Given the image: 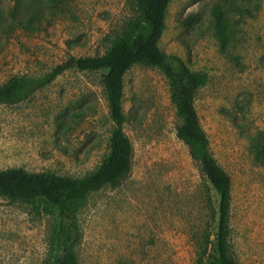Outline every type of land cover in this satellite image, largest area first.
Listing matches in <instances>:
<instances>
[{
    "label": "rangeland",
    "instance_id": "obj_1",
    "mask_svg": "<svg viewBox=\"0 0 264 264\" xmlns=\"http://www.w3.org/2000/svg\"><path fill=\"white\" fill-rule=\"evenodd\" d=\"M229 12L235 41L223 53L211 9ZM236 4L252 10L239 14ZM255 4L259 9L254 10ZM201 20L190 29L182 21ZM34 16L38 26L20 20ZM136 17L134 0H0V84L41 77L70 58L106 54ZM161 50L208 75L196 108L211 150L232 180L231 247L237 264H264V0H172ZM105 72L68 70L27 101L0 104V171L23 168L83 178L106 160L115 124ZM124 130L134 148L131 174L93 193L79 220V264H195L197 243L214 245L218 199L188 147L170 82L158 68L126 74ZM53 215L0 198V264H48ZM216 255L213 246L205 261Z\"/></svg>",
    "mask_w": 264,
    "mask_h": 264
},
{
    "label": "trees",
    "instance_id": "obj_2",
    "mask_svg": "<svg viewBox=\"0 0 264 264\" xmlns=\"http://www.w3.org/2000/svg\"><path fill=\"white\" fill-rule=\"evenodd\" d=\"M171 2L134 0L136 17L127 23L110 50L102 56L72 57L41 77L16 76L0 84V104L14 106L27 101L68 70L105 72L104 85L115 129L110 152L96 172L83 178H72L30 173L23 168L0 171V198L31 203L37 212L54 216L55 229L51 238L53 257L48 264H79L77 247L83 239L80 212L93 193L107 186L119 187L132 172L134 148L124 130L127 119L123 101L125 76L136 64L160 69L170 82L171 100L182 121L176 128L177 137L188 147L191 158L200 166L218 199L214 245L209 235L199 241L195 264H206L205 258L212 246L216 255L210 264H237L230 242L232 180L215 158L196 108L197 94L207 85L208 75L193 71L185 61L168 56L160 48ZM236 7L239 14L252 16V10L245 5L236 4ZM253 9L257 11L259 4H255ZM228 14L221 3H215L211 9L210 21L223 53H229L228 49L236 37ZM200 20L201 14L193 13L182 24L190 29ZM37 21L31 16L20 20V23L26 29H33L38 26ZM253 149L259 164L264 166V143H256Z\"/></svg>",
    "mask_w": 264,
    "mask_h": 264
}]
</instances>
